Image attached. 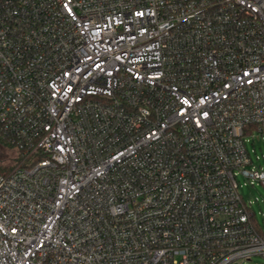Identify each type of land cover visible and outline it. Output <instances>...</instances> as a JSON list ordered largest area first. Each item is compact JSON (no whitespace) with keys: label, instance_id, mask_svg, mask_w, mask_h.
I'll return each mask as SVG.
<instances>
[{"label":"built area","instance_id":"2783aa9c","mask_svg":"<svg viewBox=\"0 0 264 264\" xmlns=\"http://www.w3.org/2000/svg\"><path fill=\"white\" fill-rule=\"evenodd\" d=\"M0 264L264 258V0H0Z\"/></svg>","mask_w":264,"mask_h":264},{"label":"rangeland","instance_id":"374dc122","mask_svg":"<svg viewBox=\"0 0 264 264\" xmlns=\"http://www.w3.org/2000/svg\"><path fill=\"white\" fill-rule=\"evenodd\" d=\"M246 150L252 163L248 169L264 170V139H251L249 135L244 137ZM15 153L10 152L0 146V160L6 164H14ZM239 183L238 192L244 203L248 206L250 213L253 214L252 221L259 231H264V186L257 180L244 179L237 176ZM230 264H264V258L253 256L251 260H238Z\"/></svg>","mask_w":264,"mask_h":264},{"label":"trees","instance_id":"16d2710c","mask_svg":"<svg viewBox=\"0 0 264 264\" xmlns=\"http://www.w3.org/2000/svg\"><path fill=\"white\" fill-rule=\"evenodd\" d=\"M0 146L4 149L9 150L10 152H13V154L16 152L13 145L9 142V140L2 136L0 134ZM12 168V165L6 164L4 160H0V173H5L6 171L10 170Z\"/></svg>","mask_w":264,"mask_h":264}]
</instances>
